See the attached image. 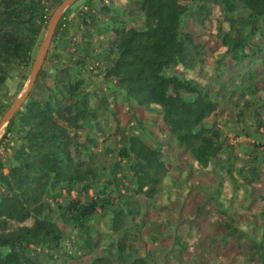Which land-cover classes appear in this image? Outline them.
I'll return each mask as SVG.
<instances>
[{
	"label": "trees",
	"instance_id": "obj_1",
	"mask_svg": "<svg viewBox=\"0 0 264 264\" xmlns=\"http://www.w3.org/2000/svg\"><path fill=\"white\" fill-rule=\"evenodd\" d=\"M61 2L0 0V89L30 65L48 10ZM84 6L61 14L32 87L5 125L0 264L86 256L88 264H156V255L223 264L228 253L232 264L236 257L264 264V0ZM222 101L240 108L233 119L223 117ZM8 108L0 97V118ZM156 115L161 123L151 121ZM229 122L233 136L252 139L240 167L224 131ZM155 129L192 160L186 183L184 169L169 176L163 145L149 141ZM208 172V184H199ZM243 185L254 188L260 239L222 201L235 202ZM157 202L164 222L144 209ZM100 223L113 236L108 253L95 252L105 236ZM144 234L154 247L142 255L134 242Z\"/></svg>",
	"mask_w": 264,
	"mask_h": 264
},
{
	"label": "rangeland",
	"instance_id": "obj_2",
	"mask_svg": "<svg viewBox=\"0 0 264 264\" xmlns=\"http://www.w3.org/2000/svg\"><path fill=\"white\" fill-rule=\"evenodd\" d=\"M105 1H107V0H105ZM84 2H85V0H76V1L72 2L67 7V9H70L69 15L73 16L74 13L78 9L85 7ZM119 2L122 3V2H125V0H118V3ZM53 11H54V9L48 10L50 17L47 21L46 26L44 27V29L41 32L40 39H39L37 46L34 48L32 54H31L30 65L27 68L18 69L17 71H15L9 78L6 79V81L4 82V84L2 85V87L0 89V97L2 98V100L5 103H7L9 105V108L17 100V98L25 91V88L28 84L29 77H30L31 72H32L33 63H34L36 54L38 52L39 46L44 41L46 33L48 31L50 18H51ZM127 19H128V17H127ZM137 23H138L137 21H131L130 19H128L127 24L131 25V24H137ZM88 68L90 69V67H88ZM22 75H24V76H22ZM85 75H91V74L90 73L88 74L86 72ZM91 77L93 80L98 81V78L96 76H91ZM220 107H221L220 109L223 111V115H224L223 117L225 119H233L234 117H231V115L233 116L236 113V111H238V109H240L239 107L234 108L233 105L228 101H222ZM150 119L152 122L161 123L158 115H156L154 117H150ZM238 122L240 125L245 126L248 129H252V131L256 132L255 126H253V124H251L250 120H242V121L238 120ZM5 125L6 124H4L0 128V158L1 159H4V157L6 156V152L4 150V144L7 141V138L10 137V134H5V130H4ZM232 125L233 124L231 122H229L226 126H224V131H225L229 141H231L234 145L233 150L237 155L236 156L237 158L235 159V166L240 167L241 165H243V162L241 160V158L243 156V148L250 146V142L252 141V139H249V137H244V136H238V137L233 136V132L228 131L229 127H231ZM112 140H113V137H107L106 143H110ZM149 141H151V142L158 141L159 143H161V145H163L162 146L163 147V153L165 155V162L168 166L169 176L172 178H175L177 175L179 176V174L181 173V169H184L185 172L183 173V175L179 179V181H183L186 183L188 171L191 169V161H192L189 158V156L186 154V152L175 147L173 142L171 140H169V138L167 137L165 132L161 129H159V130L155 129L154 132L152 133V136L149 139ZM10 144H12V142H10ZM205 174H206L205 177L199 176V179L201 180V181H199V184H201V185H207L208 184L207 181L213 177V175L210 172L205 173ZM190 176L193 177L194 181H196V177H197L196 172L194 173L192 171ZM179 181H178V183H179ZM240 182L241 181L238 180V183H240ZM262 182H263L262 183V186H263L264 181H262ZM170 187L174 191L177 188V186H170ZM242 188H243V191L239 195L240 197H238L235 200V202H233V203L230 202L228 197L225 195L226 197L222 198L223 204L225 207L229 208L231 211L235 210L238 226L241 229L246 231V233L249 236H251L252 238L260 239V237L262 235L263 224L258 219H256V217H254V215H253V211H254L253 209H255L256 204L253 202V197H251V194H252V191L254 190V188L250 185H243ZM181 195H182V191H181ZM178 204H182L181 198L179 200L177 199L175 202H173L171 204V206L173 208H177ZM161 205H162L161 202H157L155 204V206H153V207H152V205L151 206H145L144 209L148 212V217L150 219L154 218V219H157L159 222L165 221V218H164L165 217V211H163V210L160 211ZM239 207H242L243 209H245V212H242ZM187 209H188V205L185 206V210H187ZM236 209H240V210L236 211ZM105 223H107V224L109 223L108 218H106ZM99 229L105 233V236L102 239V241L100 242V245L96 249L95 252L108 253V250L105 247L108 243L111 242L113 236L110 234V232H108L106 230V226L104 223L99 224ZM63 231L65 233H67L69 230H68V228H63ZM66 243H67V241L64 240L63 241L64 247L63 246L62 247L65 250L67 249V251L74 253L73 247L71 245L68 246L67 245L68 243L67 244ZM167 244L168 243H165V245H167ZM134 245H135V248L138 250V253L142 254V255H145L146 251H148L149 249H152L154 247V245L151 242H149V240L145 234L142 235V238L140 240H137L136 242H134ZM88 259H89L88 256L81 257L78 260L72 259L71 257H69L65 261V264H88ZM154 259L156 261V264H178V263L174 262L172 259H167V258L163 257V255H156V256H154ZM208 260H209L208 264H212L211 263L212 257H210ZM232 262H233L232 254H230V253L226 254L223 258V264H232ZM242 262H243L242 257H236L235 262L233 264H242ZM179 264H200V261L198 259L192 261L191 259L188 258L187 261H185L183 263H179Z\"/></svg>",
	"mask_w": 264,
	"mask_h": 264
},
{
	"label": "water",
	"instance_id": "obj_3",
	"mask_svg": "<svg viewBox=\"0 0 264 264\" xmlns=\"http://www.w3.org/2000/svg\"><path fill=\"white\" fill-rule=\"evenodd\" d=\"M76 0H62V2L54 9L51 18H50V23H49V27H48V31L46 33L45 39L44 41L40 44L38 52L36 54L34 63H33V68H32V72L31 75L29 77L28 80V84L25 88V91L17 98V100L11 105V107L4 113V115L2 116V118L0 119V128L7 123V121L9 120V118L11 117V115L13 114V112L22 104V102L24 101L28 91L30 90V88L32 87L35 77L43 63V59L47 53L52 35L54 33V29L58 23V20L61 16V14L63 13V11L65 10V8H67L72 2H74Z\"/></svg>",
	"mask_w": 264,
	"mask_h": 264
}]
</instances>
